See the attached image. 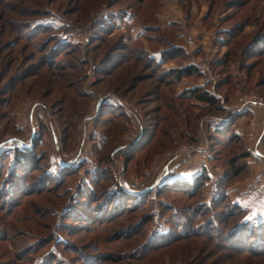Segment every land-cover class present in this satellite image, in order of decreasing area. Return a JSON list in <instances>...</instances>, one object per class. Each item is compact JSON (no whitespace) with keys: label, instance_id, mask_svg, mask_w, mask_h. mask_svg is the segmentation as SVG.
<instances>
[{"label":"rangeland","instance_id":"1","mask_svg":"<svg viewBox=\"0 0 264 264\" xmlns=\"http://www.w3.org/2000/svg\"><path fill=\"white\" fill-rule=\"evenodd\" d=\"M204 92L213 99H202ZM243 97L256 103L230 120ZM107 104L123 111L114 117L123 132L106 143L104 153L113 156L104 155L102 165L141 193L135 196L144 208L93 227L104 220L102 211L82 224L64 206L79 172L9 210L0 202V264H41L57 243L64 245L57 249L65 264H232L218 243L244 233L221 231L217 199L224 195L216 188L222 190L228 175L225 157L239 155L234 165L244 166L225 182L227 201L251 221L264 217V156L254 150L264 154V0H0V155L36 148L43 168L47 163L53 171L98 162L96 145L104 141L91 139L93 118ZM163 115L165 128L176 124L164 135L157 124ZM133 117L141 127L156 122L154 143H162L149 146L147 162L130 163V172L121 148ZM232 120L235 134L225 131ZM181 145L193 149L175 154ZM202 167L207 180L196 195L154 191L190 181ZM193 202L190 217L186 205ZM142 215L150 220L136 226L139 233L118 237V229ZM36 239L48 243L17 253Z\"/></svg>","mask_w":264,"mask_h":264},{"label":"trees","instance_id":"2","mask_svg":"<svg viewBox=\"0 0 264 264\" xmlns=\"http://www.w3.org/2000/svg\"><path fill=\"white\" fill-rule=\"evenodd\" d=\"M200 94H202L200 95L202 99H213L210 94L205 92ZM104 108H106L104 109L105 112L103 111L97 114L93 125V132L104 141L101 146L96 145L97 158L99 157L98 162L83 160L78 163H72L70 166L63 169H56L53 171L47 168V163L45 165L46 167L43 168L41 164L42 158L36 153V148L31 150L13 149L6 156L5 154L0 155V165L7 160L6 164L0 168V174H4V177L0 180L1 208L9 210L13 206L19 204L22 197L30 195L37 196L52 188L53 186H62L68 182V178L78 174V172L79 176H74L76 182L72 186L73 189L71 187L67 191L69 194L64 206L72 208L77 216L83 220L82 224L89 223L93 220V216L96 218L99 213H102V211L104 212L102 215L104 220H102L101 223L99 221H96V224L90 223L91 225L94 224L93 227L105 225L107 222L115 221L116 219L125 216L124 214L128 215L144 208L142 203L138 204L139 200H136L135 196H139L141 193L136 194L135 191L128 189L126 185L123 186L121 181H119V178H117L110 171V165H102L101 158L104 155H107L104 153L108 144L107 142L112 138L118 137L119 134L123 132L122 126L117 128V125L114 122V117L124 115L122 113L123 111L114 108L112 105L107 104ZM239 110L234 111L238 113ZM235 115L236 114L230 113L228 116L231 120ZM166 118L167 117L163 115L162 119L158 121L156 119L157 124H163ZM232 122L233 120L230 123ZM154 124L150 125V127L147 129V136L144 141L124 152V170L132 172V168H130L129 165L130 163L139 164L140 162H147L149 156L152 157L153 155L152 153L149 155V146L152 145V147L156 149L161 145L162 142L159 144L154 143L155 138L160 139L159 136L157 137L158 128ZM175 125L176 124L172 121V127L165 128V125L163 124L161 126L160 134L164 135V132L170 128L175 129ZM233 128V123L228 125L227 130H225L226 133L235 134V131L233 132L232 130ZM222 132L224 131H219L221 134ZM230 138L231 137L228 139ZM91 139H95V136L91 137ZM247 154H250V151L244 153L243 155ZM112 156L113 155L109 154L106 156V158H111ZM238 158L239 155H231L227 158H224L228 166V171H226L228 175L225 176V182H227L231 176L238 175L239 173L243 172V165H234ZM63 162L65 161H62L61 163L63 164ZM36 172L39 173L36 174ZM206 174L205 168L202 167L201 171L194 175L190 181L183 182V180H178L177 182L165 183L158 186L154 191L158 192L159 194H165L166 196H173L175 195L174 193H179L182 196H193L197 194L204 182H206ZM225 182L223 184L222 190L220 187L216 188L218 191L217 196L224 195L217 199L219 201L218 204L223 203V217H220V220L223 222V228L221 231L223 234L229 237L231 235L236 236L240 233H244V236L241 239H238V241H235V239L232 241H220L221 244L218 243L220 246L219 248H222V252L228 256L227 258L232 264H244L246 261H249L251 264H264V251H261L262 249L258 250L260 244L259 241H264V234L262 233L264 230V217L259 222L251 221L245 216V209L233 202L227 201V196L224 193ZM184 183L187 184L185 190L183 189L185 188ZM51 184L53 185L51 186ZM160 187L161 189L159 190ZM225 200L227 202H225ZM64 206H62L59 211H61ZM186 207H191L189 211L186 212L187 216L191 217L192 214L194 215L196 213L194 210V202L189 203V205H186ZM196 208L197 206L195 209ZM137 217L133 219L135 221L132 220L128 223L129 227H126L122 230L118 229L116 231L118 237L127 238L128 234L134 235L139 233L138 231H140L142 228L136 229V226L139 224H146L150 220L149 218L144 221V219L147 218L145 215L139 216L138 218ZM237 217L238 219L235 220ZM63 219L66 220L65 217ZM62 224L64 223L62 222ZM1 232L2 231L0 230V235H3ZM183 233H185L184 236L188 235L186 231H183ZM255 241H258V243ZM46 242L48 243V241H37L36 239L35 241H32L28 244V248L20 251L18 250L17 253L25 256L27 251H35L38 246L42 244L44 245ZM62 247H64V245L57 243L56 247L54 246V250L49 251L48 254L42 256L41 264L67 263L68 259L61 254L62 251L57 249ZM253 248L258 251L253 252ZM242 252L249 253V255H247L246 258H243L241 257Z\"/></svg>","mask_w":264,"mask_h":264},{"label":"built area","instance_id":"3","mask_svg":"<svg viewBox=\"0 0 264 264\" xmlns=\"http://www.w3.org/2000/svg\"><path fill=\"white\" fill-rule=\"evenodd\" d=\"M252 103H256V100H253L251 99L250 97H243L240 99V103L237 105V110H241L242 109V106H246V105H249V104H252ZM134 110V109H133ZM235 110V109H233ZM126 111L127 113H129V116L131 117L132 114V110L129 109V106H126ZM136 113V112H135ZM141 120H140V117H133L131 119V126H130V130H129V136H131V138H129L127 141L128 143L124 144V145H127V144H130L132 141L138 139V136L139 134L141 133V131L146 127V125L144 126H140L141 125ZM254 123L255 121L251 120L250 121V125L251 127L254 126ZM140 126V131L135 135L137 129L139 128ZM250 136L252 135L251 133L249 134ZM193 149V146H190V145H181L176 151H175V154H183V153H188L190 152V150ZM124 153V150L121 151V154L123 155ZM253 153V152H252ZM255 154V153H254Z\"/></svg>","mask_w":264,"mask_h":264},{"label":"flooded vegetation","instance_id":"4","mask_svg":"<svg viewBox=\"0 0 264 264\" xmlns=\"http://www.w3.org/2000/svg\"><path fill=\"white\" fill-rule=\"evenodd\" d=\"M95 119H96V117L93 118V122L95 121ZM149 127H150V125L147 126V127H145V128L141 131V133H140L139 136H138V139L132 141L130 144L123 145V147L121 148V150H124V152H125V151H127L128 149L133 148L135 145H139L140 142H142L144 136H145V138H146V136H147L146 131H147V129H148ZM93 136L98 137L95 133H93ZM93 136H92V137H93ZM123 154H124V153H123Z\"/></svg>","mask_w":264,"mask_h":264},{"label":"crops","instance_id":"5","mask_svg":"<svg viewBox=\"0 0 264 264\" xmlns=\"http://www.w3.org/2000/svg\"><path fill=\"white\" fill-rule=\"evenodd\" d=\"M255 109V108H254ZM252 110V109H251ZM251 112V111H250ZM258 119H259V116L257 117ZM263 134H264V128L262 129V132H261V137L263 136ZM263 144V143H262ZM262 147H261V149H262V151L264 150V146L263 145H261ZM255 150V152H257V155H255L256 157L257 156H264V154H263V152L261 153V152H259L257 149H254ZM252 152V151H251ZM162 170H164V166H163V169ZM163 174V173H162ZM161 176H163V175H161Z\"/></svg>","mask_w":264,"mask_h":264},{"label":"water","instance_id":"6","mask_svg":"<svg viewBox=\"0 0 264 264\" xmlns=\"http://www.w3.org/2000/svg\"><path fill=\"white\" fill-rule=\"evenodd\" d=\"M229 113H232V114H233V113H236V112H235V111H233V110H231Z\"/></svg>","mask_w":264,"mask_h":264}]
</instances>
